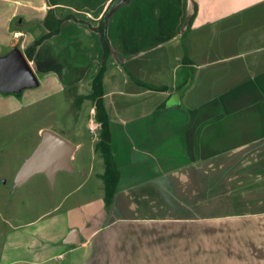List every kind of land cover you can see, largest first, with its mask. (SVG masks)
Wrapping results in <instances>:
<instances>
[{
  "label": "crops",
  "instance_id": "0c3cea01",
  "mask_svg": "<svg viewBox=\"0 0 264 264\" xmlns=\"http://www.w3.org/2000/svg\"><path fill=\"white\" fill-rule=\"evenodd\" d=\"M108 8L116 192L83 225L36 229L30 263L264 264V206L254 207L264 202V0H0L10 46L0 55L31 43L21 24L39 18L60 32L30 60L35 72L51 75L55 92L92 88L103 47L89 22Z\"/></svg>",
  "mask_w": 264,
  "mask_h": 264
},
{
  "label": "rangeland",
  "instance_id": "374dc122",
  "mask_svg": "<svg viewBox=\"0 0 264 264\" xmlns=\"http://www.w3.org/2000/svg\"><path fill=\"white\" fill-rule=\"evenodd\" d=\"M86 11L92 12L90 9H76L79 14ZM1 18L0 26L3 28L4 18ZM24 20L21 25L29 30L32 27L34 40L48 32L43 20L36 17ZM85 20L81 18V23ZM18 23L21 22L16 17L11 29ZM15 44L23 50L27 46L22 38ZM9 50L8 43L0 38V54ZM37 73L41 78L38 86L20 92L0 91V264H31L35 255L27 247H41V240L35 235L36 229H49L56 235L60 234L67 224L83 225L89 216L91 220L95 219L104 206L102 200L106 193L101 174L105 166L101 154L94 148L98 131L94 133L90 127L96 123L95 106L89 98L78 101V96L86 95L90 86L88 89L55 92L56 83L52 76L41 71ZM44 128H52L75 143L85 141L84 146L75 152V171L60 172L53 186L38 175L22 188L15 189L14 175L38 144ZM234 155L235 158H229L223 167L237 161L238 153ZM248 190L247 201L249 198L256 200L254 189H250L251 193ZM254 204L255 208L264 206L260 201ZM42 256L44 254L38 255V259ZM69 258L64 257V260ZM57 260L44 263L38 260V264H56Z\"/></svg>",
  "mask_w": 264,
  "mask_h": 264
},
{
  "label": "water",
  "instance_id": "95a60500",
  "mask_svg": "<svg viewBox=\"0 0 264 264\" xmlns=\"http://www.w3.org/2000/svg\"><path fill=\"white\" fill-rule=\"evenodd\" d=\"M38 84V75L21 48L0 55V91L20 92ZM76 149V143L69 138L52 128L43 129L38 144L18 169L13 186H23L38 173L46 174L53 186L59 171L74 170L72 157Z\"/></svg>",
  "mask_w": 264,
  "mask_h": 264
},
{
  "label": "trees",
  "instance_id": "16d2710c",
  "mask_svg": "<svg viewBox=\"0 0 264 264\" xmlns=\"http://www.w3.org/2000/svg\"><path fill=\"white\" fill-rule=\"evenodd\" d=\"M120 0H113V4ZM112 5V4H111ZM110 8V7H109ZM109 8L105 11L99 22L94 25L89 22L92 29L96 30L101 37V43L103 47L102 60L98 63L96 69L92 73V88L86 95L78 97V101L84 98L92 100L95 106V118L99 122L98 138L96 141L95 148L101 154L105 166L104 173L102 174L104 180V187L106 193L107 203L112 202V198L116 192L119 173L115 164L113 151L111 147V131H110V116L105 105L104 94H105V74L112 61L115 50L109 35ZM68 18H73L81 22L75 15H69ZM63 19L61 20V22ZM84 22V21H83ZM60 32V28L52 31L45 32L43 35L37 37L25 48V54L29 60H33L39 46L50 36Z\"/></svg>",
  "mask_w": 264,
  "mask_h": 264
},
{
  "label": "built area",
  "instance_id": "2783aa9c",
  "mask_svg": "<svg viewBox=\"0 0 264 264\" xmlns=\"http://www.w3.org/2000/svg\"><path fill=\"white\" fill-rule=\"evenodd\" d=\"M99 126H100L99 123H97V122L94 123V122H93V123L90 125V127H91V131L94 132V133H96L97 130H98V128H99Z\"/></svg>",
  "mask_w": 264,
  "mask_h": 264
},
{
  "label": "bare ground",
  "instance_id": "6f19581e",
  "mask_svg": "<svg viewBox=\"0 0 264 264\" xmlns=\"http://www.w3.org/2000/svg\"><path fill=\"white\" fill-rule=\"evenodd\" d=\"M1 17H2V16H1ZM1 17H0V19H2ZM0 25H1V23H0ZM4 26H5V24H4ZM0 27H1V26H0ZM1 28H2V27H1ZM1 31H4V28H2V30H0V32H1ZM1 34H2V33H1Z\"/></svg>",
  "mask_w": 264,
  "mask_h": 264
}]
</instances>
